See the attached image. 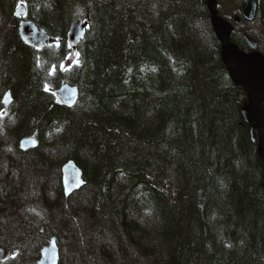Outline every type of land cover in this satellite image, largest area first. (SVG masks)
Instances as JSON below:
<instances>
[{
    "label": "trees",
    "instance_id": "16d2710c",
    "mask_svg": "<svg viewBox=\"0 0 264 264\" xmlns=\"http://www.w3.org/2000/svg\"><path fill=\"white\" fill-rule=\"evenodd\" d=\"M240 3L217 0L218 13ZM19 4L54 42H23ZM245 34L264 55V0L230 35L253 50ZM63 80L78 89L71 107L53 94ZM6 90L0 200L12 210H0V245L12 255L0 264H35L52 235L63 254L45 201L63 196L53 170L69 159L84 179L60 201L71 264H264V170L206 0H0V99ZM25 136L37 146L19 149Z\"/></svg>",
    "mask_w": 264,
    "mask_h": 264
},
{
    "label": "water",
    "instance_id": "95a60500",
    "mask_svg": "<svg viewBox=\"0 0 264 264\" xmlns=\"http://www.w3.org/2000/svg\"><path fill=\"white\" fill-rule=\"evenodd\" d=\"M212 28L220 42V58L224 64L231 81L243 88L246 94V104L241 108L243 121L249 126L251 141L256 143V151L264 170V56L257 50L245 52L230 39L233 24L224 19L216 8L217 0H206ZM257 10L256 0H242L240 14L247 20L254 18ZM25 9L19 5L15 14L22 17ZM240 17L235 15L233 22H238ZM87 21L74 20L66 32V40L71 48L69 61H73L77 53V45L82 39ZM20 38L29 45L41 48L54 41L46 30L38 27L30 19H22L18 23ZM252 48L255 40L245 36ZM57 102L71 107L78 98V89L75 85L64 80L54 89ZM11 100L10 92H5L2 98L4 104ZM21 149H29L36 145L34 137L22 138L19 142ZM264 177V171H263ZM61 184L65 197L78 190L83 185L82 172L73 160H67L61 166ZM9 252L0 247V260H5ZM58 248L55 237L40 249V257L36 264H58Z\"/></svg>",
    "mask_w": 264,
    "mask_h": 264
},
{
    "label": "rangeland",
    "instance_id": "374dc122",
    "mask_svg": "<svg viewBox=\"0 0 264 264\" xmlns=\"http://www.w3.org/2000/svg\"><path fill=\"white\" fill-rule=\"evenodd\" d=\"M234 15V14H233ZM2 22H1V25H3L4 26V24H5V19H3L2 18V20H1ZM3 95V94H2ZM2 95H1V98H2ZM4 143H6L5 141H4ZM3 145H5V144H3ZM2 143H0V153L2 154V156L3 155H6L5 153H3V148H2ZM12 149V150H11ZM10 150L11 151H13L14 150V148H11ZM9 150V151H10ZM10 151V152H11ZM12 153V152H11ZM9 155V154H8ZM6 157V159L5 160H7V155L5 156ZM4 160V161H5ZM3 161V162H4ZM3 164V163H2ZM7 164H5V166H6ZM0 166H2V165H0ZM54 166V165H53ZM53 166H52V168H53ZM57 175H58V173H59V175H60V169H59V172H58V169L57 170H53ZM52 178V177H51ZM54 183H55V181H54ZM53 187V189L55 190V187L54 186H52ZM38 189L40 190V191H42V188L41 187H38ZM43 192V191H42ZM52 192V194L51 195H49L48 196V198L46 199V201H45V204H46V206L49 208V217H50V220H51V222H52V226H53V230L54 231H56V232H58L59 233V235H60V240H61V243H62V247H63V254L61 253V255H60V264H71L70 263V260H71V258H72V250L70 249V247H69V251H68V249L67 248H65L66 247V238H65V236L63 235L62 236V232H61V230H59V225H61V224H64V222H63V219L61 218L63 215H62V207H61V205H62V202H60L61 200L62 201H69V203L73 200V199H71V197H72V195L74 194V192L72 193V194H70L69 196H67V197H65L64 195L61 197L60 196V194H55V191H51ZM27 197V196H26ZM25 198V197H24ZM55 198H56V200H55ZM64 199V200H63ZM44 203V202H43ZM7 204V205H6ZM18 206V205H17ZM21 206V205H20ZM11 207H10V203H8V201H6V202H4V201H2V200H0V210H9ZM10 210H12V209H10ZM14 210V209H13ZM18 210V209H17ZM68 243L70 244V242L68 241ZM67 243V246H69V244ZM59 250H60V248H61V245L59 244ZM62 250V249H61ZM60 250V251H61ZM22 261H24V262H22ZM71 262H72V260H71ZM20 264H27L26 263V261H25V259H23V258H21V261L19 262Z\"/></svg>",
    "mask_w": 264,
    "mask_h": 264
},
{
    "label": "flooded vegetation",
    "instance_id": "af4514ba",
    "mask_svg": "<svg viewBox=\"0 0 264 264\" xmlns=\"http://www.w3.org/2000/svg\"><path fill=\"white\" fill-rule=\"evenodd\" d=\"M5 92H10V90H6L3 92V95L5 94ZM3 95H2V98H3ZM10 96H11V101H12V95H11V92H10ZM2 98L0 99V102L2 103Z\"/></svg>",
    "mask_w": 264,
    "mask_h": 264
},
{
    "label": "snow or ice",
    "instance_id": "6c2138e0",
    "mask_svg": "<svg viewBox=\"0 0 264 264\" xmlns=\"http://www.w3.org/2000/svg\"><path fill=\"white\" fill-rule=\"evenodd\" d=\"M0 115H3V113H0Z\"/></svg>",
    "mask_w": 264,
    "mask_h": 264
},
{
    "label": "bare ground",
    "instance_id": "6f19581e",
    "mask_svg": "<svg viewBox=\"0 0 264 264\" xmlns=\"http://www.w3.org/2000/svg\"><path fill=\"white\" fill-rule=\"evenodd\" d=\"M45 30V29H44Z\"/></svg>",
    "mask_w": 264,
    "mask_h": 264
}]
</instances>
